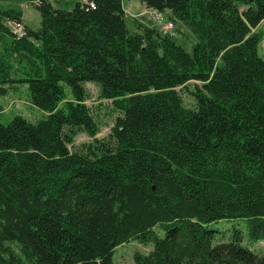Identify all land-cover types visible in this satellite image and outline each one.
<instances>
[{"label":"trees","instance_id":"trees-1","mask_svg":"<svg viewBox=\"0 0 264 264\" xmlns=\"http://www.w3.org/2000/svg\"><path fill=\"white\" fill-rule=\"evenodd\" d=\"M139 1L185 26L191 51L130 33L123 0H0V94L26 84L45 113L0 120V264H112L132 240L152 245L135 264H264L238 229L215 244L210 228L245 221L264 241V0ZM191 82L195 110L177 91ZM86 83L116 115L102 137Z\"/></svg>","mask_w":264,"mask_h":264},{"label":"rangeland","instance_id":"rangeland-1","mask_svg":"<svg viewBox=\"0 0 264 264\" xmlns=\"http://www.w3.org/2000/svg\"><path fill=\"white\" fill-rule=\"evenodd\" d=\"M53 7L61 8L65 10H71L77 0H49ZM123 6L125 7V25L130 33H142L144 28H155L159 32H165L176 39L177 43L184 48V50L191 51V46L196 42L195 38L189 33L185 26H181L179 23L176 25H170V20L166 14H157L150 11L140 3L139 0H123ZM20 7L23 9V20L32 28H37L40 25L41 16L36 7L31 4L22 2ZM169 20V21H168ZM169 23V24H168ZM262 31L264 35V21L261 22L258 31ZM259 55L264 59V37L261 41ZM12 87L7 86L5 94H0V120L6 124L12 121L15 116L19 115L31 122H36L44 117V111L39 107L33 105L29 100V91L26 84L13 83ZM195 83H188L185 88H178L177 91L183 100V107L186 109H196V100L193 99L192 93L195 92L193 87ZM86 89L89 98L87 104L90 105L91 112L95 116L96 120L100 124L101 131L97 134L99 137L105 136L113 124L115 113L109 109V103L106 100L99 98L100 92L98 87L93 83H86ZM199 86V85H198ZM89 137L84 133H79L76 136V144L87 142ZM73 149V147H70ZM210 228L216 230L215 244L220 242L228 243L231 241L232 232L234 229H238L243 235V245L246 246L255 255L264 256V241H258L251 243L247 239L246 223L245 221L230 220V221H217L210 225ZM152 249V245H141L136 240H132L129 243L117 246L114 249L112 255V264H135L134 255L140 253L142 255L148 254Z\"/></svg>","mask_w":264,"mask_h":264},{"label":"built area","instance_id":"built-area-1","mask_svg":"<svg viewBox=\"0 0 264 264\" xmlns=\"http://www.w3.org/2000/svg\"><path fill=\"white\" fill-rule=\"evenodd\" d=\"M169 26H171V25H169ZM171 27H172V26H171ZM12 28H13V30H14L16 33H18V34H20V35H22V34L24 33V32H23L22 25H20V24L13 25Z\"/></svg>","mask_w":264,"mask_h":264},{"label":"crops","instance_id":"crops-1","mask_svg":"<svg viewBox=\"0 0 264 264\" xmlns=\"http://www.w3.org/2000/svg\"><path fill=\"white\" fill-rule=\"evenodd\" d=\"M123 9H124V11H125V7L123 6ZM150 11H153V10H151V9H149ZM154 12V11H153Z\"/></svg>","mask_w":264,"mask_h":264}]
</instances>
